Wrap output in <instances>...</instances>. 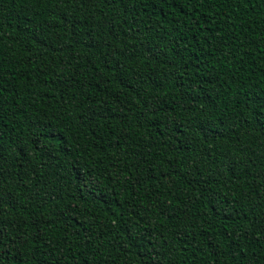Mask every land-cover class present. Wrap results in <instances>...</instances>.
<instances>
[{"label":"trees","instance_id":"1","mask_svg":"<svg viewBox=\"0 0 264 264\" xmlns=\"http://www.w3.org/2000/svg\"><path fill=\"white\" fill-rule=\"evenodd\" d=\"M0 264H264V0H0Z\"/></svg>","mask_w":264,"mask_h":264}]
</instances>
